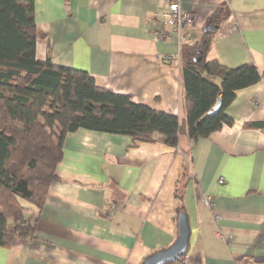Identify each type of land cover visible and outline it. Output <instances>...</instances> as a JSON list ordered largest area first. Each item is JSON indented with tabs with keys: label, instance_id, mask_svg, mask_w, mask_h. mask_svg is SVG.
Segmentation results:
<instances>
[{
	"label": "crops",
	"instance_id": "1",
	"mask_svg": "<svg viewBox=\"0 0 264 264\" xmlns=\"http://www.w3.org/2000/svg\"><path fill=\"white\" fill-rule=\"evenodd\" d=\"M172 1L72 0L67 10L63 0H34L37 58L84 70L97 86L184 121L181 49L200 42L221 8L206 60L254 63L262 79L236 92L231 124L197 140L185 130L177 149L68 133L34 234L0 246V264H143L177 237V185L190 242L174 264H264V0H180L194 14L189 42L157 15Z\"/></svg>",
	"mask_w": 264,
	"mask_h": 264
},
{
	"label": "trees",
	"instance_id": "2",
	"mask_svg": "<svg viewBox=\"0 0 264 264\" xmlns=\"http://www.w3.org/2000/svg\"><path fill=\"white\" fill-rule=\"evenodd\" d=\"M220 9L211 25L220 23ZM204 32L196 46L181 49L186 113L181 121L97 86L84 70L39 60L34 0H0V246L34 234L35 210L59 180L68 133L85 128L126 135L134 143L160 140L177 149L185 130L197 140L232 123L226 109L236 92L263 75L254 63L229 68L207 61L214 32ZM219 100L221 108L213 112ZM257 126L264 130V123ZM175 197L177 220L185 212L178 185Z\"/></svg>",
	"mask_w": 264,
	"mask_h": 264
},
{
	"label": "water",
	"instance_id": "3",
	"mask_svg": "<svg viewBox=\"0 0 264 264\" xmlns=\"http://www.w3.org/2000/svg\"><path fill=\"white\" fill-rule=\"evenodd\" d=\"M219 26V24L211 25V23H209L206 28L215 32ZM197 60H200V58ZM221 105L222 102L219 100L217 105L214 107L213 112L220 110ZM177 223L178 232L175 241L170 246L152 253L145 259L143 264H165L166 262L177 261L184 256L190 242V225L185 212H181L179 214Z\"/></svg>",
	"mask_w": 264,
	"mask_h": 264
},
{
	"label": "built area",
	"instance_id": "4",
	"mask_svg": "<svg viewBox=\"0 0 264 264\" xmlns=\"http://www.w3.org/2000/svg\"><path fill=\"white\" fill-rule=\"evenodd\" d=\"M67 10H70L72 0H63ZM157 15L161 17L164 23L170 27L184 42L193 41L192 32L190 28L194 23V14L191 11H184L180 6V0H173L166 8L157 12ZM164 34L161 32L156 36L161 39ZM219 181L224 182V178H220ZM208 203H211V197H207Z\"/></svg>",
	"mask_w": 264,
	"mask_h": 264
}]
</instances>
